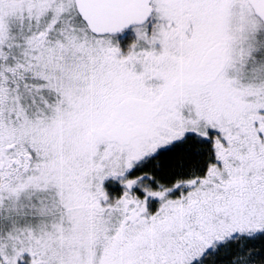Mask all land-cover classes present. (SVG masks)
<instances>
[{
	"label": "snow or ice",
	"instance_id": "snow-or-ice-1",
	"mask_svg": "<svg viewBox=\"0 0 264 264\" xmlns=\"http://www.w3.org/2000/svg\"><path fill=\"white\" fill-rule=\"evenodd\" d=\"M0 264H264V0H0Z\"/></svg>",
	"mask_w": 264,
	"mask_h": 264
}]
</instances>
